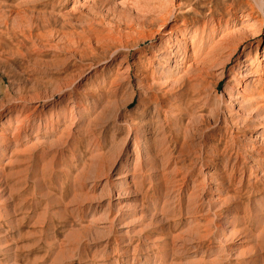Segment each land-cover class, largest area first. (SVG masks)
<instances>
[{
	"label": "rangeland",
	"instance_id": "1",
	"mask_svg": "<svg viewBox=\"0 0 264 264\" xmlns=\"http://www.w3.org/2000/svg\"><path fill=\"white\" fill-rule=\"evenodd\" d=\"M263 104L264 0H0V264H264Z\"/></svg>",
	"mask_w": 264,
	"mask_h": 264
},
{
	"label": "bare ground",
	"instance_id": "2",
	"mask_svg": "<svg viewBox=\"0 0 264 264\" xmlns=\"http://www.w3.org/2000/svg\"><path fill=\"white\" fill-rule=\"evenodd\" d=\"M209 12H210V11H209ZM210 22H211V21H210ZM211 24H212V23H211ZM212 25H213V24H212ZM209 27H210V26H209ZM211 27H212V26H211ZM213 30H214V29H213ZM211 33H212V32H211ZM213 35H214V34H213ZM225 36H226V35H225ZM168 37H169V36H168ZM180 38H182V37H180ZM180 38H179V39H180ZM167 39H168V38H167ZM177 39H178V38H177ZM200 39H201V38H200ZM213 39H214V38H213ZM182 40H184V39H182ZM201 40H202V39H201ZM175 41H176V40H175ZM205 41H206V40H205ZM213 41H214V40H213ZM213 41H212V42H213ZM183 42H184V41H183ZM212 42H211V43H212ZM211 43H210V44H211ZM176 44H177V43H176ZM208 44H209V43H208ZM213 44H215V43H213ZM180 45H181V44H180ZM182 45H183V44H182ZM215 45H216V44H215ZM177 47H178V46H177ZM183 47H184V46H183ZM210 47H211V46H210ZM257 47H258V45L255 44V49H257ZM177 49H178V48H177ZM163 51H164V50H163ZM177 51H178L177 53H179V50H177ZM184 52H185V51H184ZM184 52H183V55H184ZM168 53H169V52H168ZM178 60H179V59H178ZM176 61H177V60H176ZM179 63H180V62H179ZM249 63H250L249 61L246 62V66H248ZM258 64H259V63H258ZM249 67H250V66H249ZM247 74H248V72H247ZM245 76H246V75H245ZM248 100H249V99H248ZM249 101H250V100H249ZM249 101H248V102H249ZM252 101H253V100H252ZM249 103H250V102H249ZM249 103H248V104H249ZM242 104H243V103H242ZM252 104H253V103H252ZM263 105H264V104H263ZM238 106H239V104H238ZM250 106H251V104H250ZM246 107H248V106H246ZM244 108H245V107H244ZM258 108H260L261 110H263L262 107H258ZM254 109H255V108H254ZM260 109H259V110H260ZM239 111H241V110H239ZM253 111H254V110H253ZM257 112H258V111H257ZM260 112H261V111H260ZM242 113H243V112H242ZM242 113H241V114H242ZM245 114H246V113H245ZM249 114H250V113H249ZM258 114H259V113H258ZM260 114H261V113H260ZM225 122H226V121H225ZM258 124H260V123H258ZM260 139H261V138H260ZM258 154H259V153H258ZM238 185H239V184H238Z\"/></svg>",
	"mask_w": 264,
	"mask_h": 264
}]
</instances>
